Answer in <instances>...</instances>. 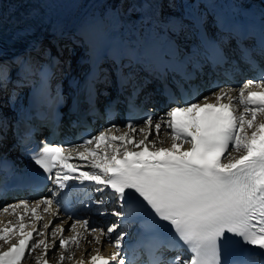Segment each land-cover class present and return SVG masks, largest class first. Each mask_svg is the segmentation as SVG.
Here are the masks:
<instances>
[{"label": "snow or ice", "instance_id": "snow-or-ice-1", "mask_svg": "<svg viewBox=\"0 0 264 264\" xmlns=\"http://www.w3.org/2000/svg\"><path fill=\"white\" fill-rule=\"evenodd\" d=\"M181 31L183 25H174L175 35ZM260 49L264 55V26ZM116 71L118 86L139 95L134 71ZM99 83L107 81L94 78L86 89L83 111L93 110ZM233 91L213 92L215 102L181 98L163 115L148 112L124 130L112 124L75 145H25L36 174L51 187L35 202L2 207L14 219L0 220V264H22L37 249L36 264H48L56 249V264H64L75 256L70 246L79 249L88 235L97 245L89 264H127L124 226L141 222L158 246L178 250L169 264H264V76ZM71 182L93 185L95 214L116 220L99 227L90 217L69 214L52 226L61 205L56 197ZM105 243L114 248L109 256L101 255ZM76 264H85L83 256Z\"/></svg>", "mask_w": 264, "mask_h": 264}, {"label": "bare ground", "instance_id": "bare-ground-1", "mask_svg": "<svg viewBox=\"0 0 264 264\" xmlns=\"http://www.w3.org/2000/svg\"><path fill=\"white\" fill-rule=\"evenodd\" d=\"M120 1L121 0H77L74 8L71 10L70 13H68V15H66L61 20L60 25L56 28V34H57L58 40H61L62 34L64 32H66V31L69 34L76 35L78 32H80L82 30H89V31H91L93 33H97V34L103 35L104 33H106V26L108 24L109 25V28H114L115 30H117V33H118V36L119 37L126 36L128 38V41L125 44L128 43L129 46H134V45H132V40L134 41V36L133 35H130L129 34V31H132L134 29V27L139 26V24L135 22V19H137L135 17L131 18V20L129 18H127V17H123V14H124L123 12H125V11L121 9L122 7L120 8V6H119L121 4ZM30 2L31 3H37V0H0V17L5 16V15H8V12L14 10V8L23 6V5H25V3L27 4V3H30ZM83 3H84V5H83ZM158 3H159L158 1H156V2L153 3L150 0H140L139 3H134V5L136 7H139V12L144 17H148L151 14H153V11L151 9V5H155L158 8V11H160V13H161V10L163 9L164 6L161 5V3H159V4ZM87 4L89 6L86 7V8H84ZM92 6H94L95 13L94 14H91V16L90 15L88 16V14H90V12H92V11H90V9H91ZM83 8L85 9V12L84 13L82 12ZM76 10L78 11L79 14L81 12L83 14L81 16L78 15L79 17L77 18V20H74V15H75ZM133 12H134V10L131 9V8L127 10V13H133ZM260 12L264 14V12L262 10H260ZM166 13H168V11H165L164 14H166ZM138 16H139V14H137V17ZM96 19H97V23H99V25H98L97 28H96V24L94 23ZM126 19H128V21H129L128 24H126V23L123 22ZM120 21H121V23H120ZM163 23L165 25L167 22L165 20H163ZM61 26H65V28L63 27L64 30H62L60 28ZM124 26L126 28H122ZM69 27H72L71 30L68 29ZM124 29H127L126 32L124 31ZM143 30H146V26L145 25H143ZM183 30H186V28L185 29L183 28ZM176 37H178V36L176 35ZM130 39H132V40H130ZM175 40H179L180 41V39H178V38L175 39ZM63 43H66V42H63ZM188 44H186V45H188ZM86 51H87V48H86ZM136 51L138 53L139 52H143L144 53V51H140L137 48H136ZM63 56H64V53H63ZM60 60H61L60 58H57L56 61H55V63L53 65L55 66L56 64H58L60 62ZM86 67L87 66L84 65V71L86 70ZM99 72L100 71H97V74H96V77L95 78H100L102 80H105L106 78L102 77V75L100 76ZM208 96L210 97L211 95L209 94ZM121 127H123V126H121ZM122 130H124V129H122ZM107 200H108V198H107ZM18 211H22V210H18ZM8 218L1 217L0 220H3L4 222H7V219ZM55 218H53V219H55ZM47 219H48V217L45 218V220H47ZM43 222L44 221H41L39 225L42 226V223ZM91 223L93 224L92 220H91ZM52 226H55V225L52 224ZM70 234L71 233H69V232H66L65 233L66 236L67 235H70ZM87 238H88V236H87ZM49 241H51V240H49ZM83 242L84 241H82V243ZM106 246H107V243H105L103 245V249L102 250H103V253L104 254H106V251H107L106 250ZM85 247L87 248V246H85ZM83 248H84V246H82V248L80 247L78 249V251L79 250H82ZM39 251L40 250L38 249L34 253L36 255H38L39 254ZM78 251L76 252L75 256L81 255V253L78 254ZM88 257H84L83 256V259H86ZM79 258H81V256L76 257V260L79 259Z\"/></svg>", "mask_w": 264, "mask_h": 264}, {"label": "rangeland", "instance_id": "rangeland-1", "mask_svg": "<svg viewBox=\"0 0 264 264\" xmlns=\"http://www.w3.org/2000/svg\"><path fill=\"white\" fill-rule=\"evenodd\" d=\"M153 3L158 1V0H150ZM140 0H121L120 1V8L122 7V10H124L127 13L128 9H133V3H139ZM80 4V3H79ZM84 5V3H83ZM163 5V4H162ZM196 2L195 0H190L188 2H186L185 0H166V4H164L163 9L161 10V16H157L154 15L156 18H159L160 20H167V21H172L173 20V15H170L169 13H165V11L168 12H172L175 13L176 11L181 13V19L178 20V17H175V25L176 24H181L183 25V27H186L189 23L185 22L183 20V17H185L187 11L186 8H190L191 10L195 11L196 9L198 10L199 7L195 6ZM89 5L87 4L84 8L88 7ZM83 8L82 12H85V9ZM158 9V8H157ZM156 9V11H157ZM119 11V10H118ZM78 13V11L76 10L75 15H74V20H77V18L79 16H81L83 13ZM146 12V11H145ZM133 14H135V11L133 12ZM79 15V16H78ZM135 18L137 17V14H135L134 16ZM128 20V19H126ZM155 22H158L157 19H155ZM131 24V23H130ZM136 25V24H135ZM72 27H69L68 29L71 30ZM122 28H126L125 26ZM160 29V28H159ZM127 29H124V31L126 32ZM160 32H164L162 30H160ZM169 32V31H167ZM166 32V33H167ZM191 35L188 26H187V30L186 31H181L179 34V37L181 39L189 37ZM66 38H64V42L66 43H60L61 44V48H64L66 50L65 56L63 57L62 61L60 62V65H58L57 68H59V72H58V79H66L68 78V80H71L73 78H78L81 74V70L82 68L80 67L81 65L79 64L78 61H80L81 59V53H80V45L78 44V42L73 38V36L71 34H66ZM70 41V42H68ZM61 67V68H60ZM58 71V70H57ZM166 136H164L163 134H161V139L163 140ZM168 138V137H167ZM170 143V139L168 140L167 144ZM165 146H168V145ZM93 239L92 235H89L88 237V241H91ZM90 244V245H89ZM87 246V248H89L91 245H96L95 243H86L85 244ZM86 247H84L85 249ZM72 251L76 252L78 251V249H76L75 247L71 248ZM76 250V251H75ZM85 251V250H84ZM57 252V251H56ZM92 252V250H91ZM90 251L86 252V254H90ZM58 256V254L56 255V257ZM55 258V260H57V258ZM29 263V262H26Z\"/></svg>", "mask_w": 264, "mask_h": 264}]
</instances>
